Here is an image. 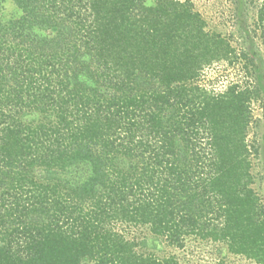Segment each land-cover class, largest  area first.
Segmentation results:
<instances>
[{
	"label": "trees",
	"instance_id": "trees-1",
	"mask_svg": "<svg viewBox=\"0 0 264 264\" xmlns=\"http://www.w3.org/2000/svg\"><path fill=\"white\" fill-rule=\"evenodd\" d=\"M14 3L19 17L0 15V264H181L120 226L264 264L246 141L263 87L199 83L220 62L253 76L254 59L189 1ZM252 32L264 47V1ZM30 112L43 118L25 122ZM81 165L76 186L35 175Z\"/></svg>",
	"mask_w": 264,
	"mask_h": 264
},
{
	"label": "rangeland",
	"instance_id": "rangeland-1",
	"mask_svg": "<svg viewBox=\"0 0 264 264\" xmlns=\"http://www.w3.org/2000/svg\"><path fill=\"white\" fill-rule=\"evenodd\" d=\"M154 0H148L151 4ZM189 1L195 12H198L207 22V30L218 32L231 37V43L238 54H247L254 60L251 68L252 75L244 71V61L230 66L225 62L216 63L204 70L200 77V84L215 93L227 90L233 83L245 85L258 83L264 90V47L259 33L252 32L258 6L264 0H178ZM0 15L3 19L19 17L21 12L14 0L0 2ZM252 119L247 130V143L250 145L251 174L253 184L251 188L264 204V92L263 97L251 106ZM43 116L36 112L24 115L23 120L28 123L38 122ZM89 167L81 165L67 171H47L40 169L35 175L42 181H59L69 187L76 186L89 176ZM120 231L129 239L138 242V250L163 258L175 256L181 264H256L244 257L233 255L225 243H213L188 238L183 249L170 247L162 238L152 235L148 227L131 228L120 226Z\"/></svg>",
	"mask_w": 264,
	"mask_h": 264
}]
</instances>
